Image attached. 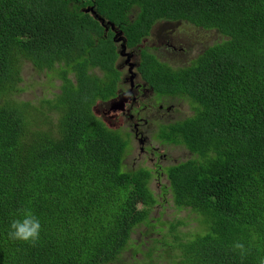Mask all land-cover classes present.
I'll use <instances>...</instances> for the list:
<instances>
[{"label": "trees", "instance_id": "1", "mask_svg": "<svg viewBox=\"0 0 264 264\" xmlns=\"http://www.w3.org/2000/svg\"><path fill=\"white\" fill-rule=\"evenodd\" d=\"M89 6L120 25L129 46L160 20L221 36L182 66L142 51L141 73L155 92L191 107L158 133L189 150L176 164L130 167L127 134L92 111L115 83L103 89L89 71L118 53L111 26L105 21V35ZM42 74L49 82L38 95ZM59 77L61 91L51 93ZM165 203L188 214L155 215ZM23 207L41 220L36 246L7 236ZM236 241L251 243V254L241 259ZM154 253L168 264L264 257V0H0V264H151L138 255Z\"/></svg>", "mask_w": 264, "mask_h": 264}, {"label": "flooded vegetation", "instance_id": "2", "mask_svg": "<svg viewBox=\"0 0 264 264\" xmlns=\"http://www.w3.org/2000/svg\"><path fill=\"white\" fill-rule=\"evenodd\" d=\"M137 10V9H136ZM128 17L132 20L137 17V13L135 15V9L132 10L130 13H128ZM108 24L109 21L105 20ZM159 23L156 22L152 26V31L149 35H152L155 33L158 39V43L156 44L153 42V44L147 46L148 37L149 35H146L143 37L142 41L137 43L136 46H129L128 40L124 34L123 29L119 26L112 25V29L110 31L113 32L112 38L113 41L116 44V51L118 53V56L113 59L112 62L108 63V66L104 69L99 66H96L92 68L89 72H94L96 75H99L102 80L105 82L102 83L101 88L106 89L107 87L111 86L114 82V88L111 93H109V96L105 98L103 94L100 92L99 97L96 98L97 103L93 106L92 104V111L101 118L103 121L104 118H109L107 121V125L115 130H119L121 132H125L127 129L130 130V132L133 134V140L130 143V153L131 156L134 148H135V141H139L140 146V152H143L144 155H147L148 158L153 161V166L147 165L144 162L140 163L146 166H149L151 168H155L158 164H163L166 166L167 161L170 160V158L164 153L163 148L165 146L175 147L172 143H164L161 142V139L158 138V125H168L169 123H172L176 119L167 118L165 120L155 121V127L156 131L153 132L152 130H149L148 128L146 130H141L143 126L149 125L151 122V117L145 118L143 113L141 112L143 109L149 107L150 109L155 108H163V102H166L168 99H175L176 97H164L159 96L153 86H151L142 76V51L146 50L147 52L151 53L154 58H156L159 61L167 62L170 66L176 67L179 65L177 63L176 59H170L173 55L174 48H176L172 43L173 35L167 36L164 35L162 28L157 29L156 25ZM104 26V25H103ZM105 27V26H104ZM156 27V28H155ZM118 32V36L121 38L120 41L117 40L115 37L116 31ZM106 33H108V29H105ZM153 32V33H152ZM125 44V53L120 54L119 49L120 47ZM162 45L165 47V49L162 50L163 47H160ZM123 48V47H122ZM128 51H127V50ZM123 60L122 67L118 64L119 61ZM124 68H126V71H124ZM116 72V73H115ZM126 72L129 73V78H126L124 75ZM118 74L117 81L113 79V76L115 74ZM113 75V76H112ZM72 78L77 80V74L75 72H72L70 74ZM112 76V77H111ZM111 77V79H108ZM107 79V80H105ZM60 80V88H62L63 79L62 77H59ZM129 81L130 89L125 90L123 82ZM150 85V87H149ZM149 87V88H148ZM150 90V99L151 103H146L145 101L142 102V97L145 95L143 93V90ZM102 96V97H101ZM95 100V101H96ZM148 100V99H147ZM164 100V101H163ZM169 112L171 111V107L169 106L167 109ZM192 113V111H191ZM188 116V115H186ZM104 117V118H103ZM121 117H124L126 119L129 118L131 121L130 124L123 125L121 123L117 124L119 119ZM128 119V120H129ZM134 120V121H133ZM109 121H113V124H108ZM148 133V134H146ZM178 162V159L175 161L174 164ZM138 164L137 166H139ZM165 173H162L161 176H164Z\"/></svg>", "mask_w": 264, "mask_h": 264}, {"label": "rangeland", "instance_id": "3", "mask_svg": "<svg viewBox=\"0 0 264 264\" xmlns=\"http://www.w3.org/2000/svg\"><path fill=\"white\" fill-rule=\"evenodd\" d=\"M156 27H157V29L162 28L164 35H167V36L173 35L172 43L176 48H174L173 55L169 58L170 59H176L177 63H179L180 66L192 62L196 58L197 54H199L198 52L201 50V49L199 50V48L202 47V45H204L205 43H208L209 41H211V44H213L215 41L221 40V36L220 35L217 36V33L214 30H203V29L197 28L193 25L182 24L179 21L171 22V21H166V20H160L159 23L156 25ZM157 41H158L157 36L155 35V33H153L152 35H149L148 42L146 44H147V46L153 44V42L156 44H159ZM160 47H163V46L160 45ZM163 49H165V47H163L162 50ZM122 62H123V60L120 59V61L118 63L120 65V67L123 66V65H121ZM22 69H23L22 72L24 74H27V75H29L33 70L30 65H24V66H22ZM124 71H126V68H124ZM36 76H38V75L35 73L34 77H36ZM124 76L126 78H129V73L126 72V74ZM38 81H40V84H39V86H37L35 88V92L38 95H41L42 89L43 90L45 89L42 86L44 85V83L47 84L49 82V78L45 77V75L42 74V76L39 78ZM123 84H124L123 86H124L125 90L130 89L129 81H125V82H123ZM149 87H150V85H149ZM50 90H51V93H57V92L61 91L59 79H56V86L50 87ZM143 93H145V95L141 99L142 102L145 101L146 103H151V99H150L151 98L150 97L151 91L149 89L143 90ZM25 94H27V92ZM95 100H94L93 106L98 101V100H96V101ZM163 105L164 106L162 109L161 108L150 109L149 107H147L141 111L145 118H148V117L152 118L149 125L143 126L142 128H140L142 131L146 130L148 128L149 130H152L153 132H155L156 131L155 121L165 120L167 118L179 119V118L185 117L186 115L191 114V107L189 106L188 102L186 100H184L183 98H180V97H176L175 99H168L166 102H163ZM169 106L171 107L170 112L167 110ZM128 119L129 118H127V117H126V119L124 117H121L119 119V121L117 122V124L121 123L124 126L127 124H130L129 122L131 120L130 119L128 120ZM104 120L107 123L109 118H104ZM113 123H114L113 121L108 122V124H113ZM161 128H162V125H158L159 135H160ZM124 133H125V135L127 134L128 142L131 143L133 140V134L128 129ZM146 134H148V133H146ZM134 146H135L134 151H133L132 155L129 156L130 167L131 166L136 167L138 164H140L142 162H144L147 165L153 166V161H151L147 155H144L143 152H140V146H141L140 142L135 141ZM163 150H164V153L170 158V160H173V161H169L165 164L172 163L177 159H182V158H185L186 155H189V150L185 149V148H181V147L180 148H174V147H170V146H165L163 148ZM161 179H162L163 183H165L167 181L165 176H163ZM157 181H159V179L156 180L155 185H153V187L156 188L157 191H159V186H158ZM165 197L170 198L171 195L168 193ZM161 198H163V197H161ZM155 209H156L155 215L159 216L160 212H163V214H162L163 219L172 218L173 216H176V215L186 216L188 214L185 211L177 212L171 206H169L166 203L163 206H161V205L156 206ZM193 217L196 218V215L193 214L190 216V218H193ZM159 226L160 225H156L155 229H157ZM193 228H194L193 223H190L189 225L185 226V229H187V230L193 229ZM159 230H160V228H159ZM159 230H158V232H155L154 236L158 237L157 233L161 234ZM138 239L147 241V244H149L151 242L149 240V237L146 235H139ZM147 244H144V245H147ZM142 250L143 251L148 250V247L142 246ZM155 256H158V255L155 253L152 254V257H148L147 255L142 256L141 254L138 255L139 258L143 257L145 263H151V264H159L160 263L161 264L163 262L165 264H168V261H161V262L159 261L158 263L154 262ZM121 264H123V263H121Z\"/></svg>", "mask_w": 264, "mask_h": 264}, {"label": "clouds", "instance_id": "4", "mask_svg": "<svg viewBox=\"0 0 264 264\" xmlns=\"http://www.w3.org/2000/svg\"><path fill=\"white\" fill-rule=\"evenodd\" d=\"M42 224L40 218L31 208L23 207L10 220L7 236L12 241H20L31 246H36L41 239ZM232 250L238 252L241 259L251 254L252 245L247 246L242 241H236L232 245ZM258 264H264V257H260Z\"/></svg>", "mask_w": 264, "mask_h": 264}, {"label": "water", "instance_id": "5", "mask_svg": "<svg viewBox=\"0 0 264 264\" xmlns=\"http://www.w3.org/2000/svg\"><path fill=\"white\" fill-rule=\"evenodd\" d=\"M85 11H87V12H91L94 16L98 17L99 20H101V24L105 26V29H108V26H107L108 24L105 22L104 17H101V16L98 15L97 11L94 9V6H89L88 8L85 9ZM109 26H111V25L109 24ZM111 27H112V26H111ZM114 30H115V29H114ZM115 31H116V30H115ZM117 34H118V32L116 31V35H115V37L117 38L118 41H120L121 38H120ZM122 47H123V48H122ZM119 53H120V54L125 53V44H123V45L120 47V49H119ZM125 54H126V53H125Z\"/></svg>", "mask_w": 264, "mask_h": 264}]
</instances>
